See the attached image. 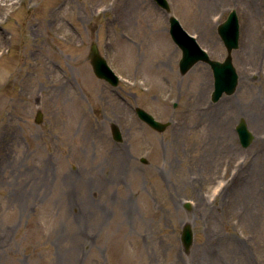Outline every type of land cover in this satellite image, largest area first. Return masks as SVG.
<instances>
[{"label":"rangeland","instance_id":"374dc122","mask_svg":"<svg viewBox=\"0 0 264 264\" xmlns=\"http://www.w3.org/2000/svg\"><path fill=\"white\" fill-rule=\"evenodd\" d=\"M169 1L217 59L227 54L218 25L237 11L235 92L212 101L207 62L180 72L154 0H0V264H264V19L244 44V0ZM95 41L116 86L92 69ZM136 106L170 126L155 130Z\"/></svg>","mask_w":264,"mask_h":264},{"label":"water","instance_id":"95a60500","mask_svg":"<svg viewBox=\"0 0 264 264\" xmlns=\"http://www.w3.org/2000/svg\"><path fill=\"white\" fill-rule=\"evenodd\" d=\"M156 1L167 10H170L168 0ZM170 22L171 35L182 49V57L179 62L180 71L184 74L198 61H206L211 65L214 74L215 88L212 99L215 101L218 100L224 92L233 93L237 87L239 77L232 60V50L239 46V19L236 10H232L227 20L222 22L218 28L227 48V56L222 61L210 58L208 53L197 43L195 37L190 35L182 27L179 20L174 15H171ZM90 56L96 74L99 77L106 78L113 84H117L118 77L116 73L108 64L107 59L100 53L96 43H93L91 46ZM136 111L140 118L159 131H164L170 124V121L162 122L157 120L153 114L142 107H137ZM38 119H40V117H38ZM237 131L242 144L248 146L254 138V135L249 130L245 119L242 118L240 120L237 125ZM112 132L116 140H122V133L117 124H113ZM142 160L145 162L147 161L146 158H142ZM182 241L187 248L193 242V231L190 224H186L183 228Z\"/></svg>","mask_w":264,"mask_h":264},{"label":"bare ground","instance_id":"6f19581e","mask_svg":"<svg viewBox=\"0 0 264 264\" xmlns=\"http://www.w3.org/2000/svg\"><path fill=\"white\" fill-rule=\"evenodd\" d=\"M246 2V6L244 9H242L243 11V16L246 18L245 19V23H244V32H243V43L245 44L247 41H248V37H249V33H250V24L251 23H261L262 20L264 19V7H263V2L262 0H244ZM210 24L212 25L213 24V20L210 21ZM261 52V49L260 51L259 50H255V52ZM173 51L172 50H168V51H163L161 52L162 55L160 56H157L158 59H161L162 57L164 56H168L170 57L172 55ZM255 57V56H254ZM249 83V80L245 79L244 80V86L247 85ZM201 86L202 88L204 89H208L209 86H210V82L208 81V79L206 78L204 80V82L201 83ZM77 103H78V115L80 114V116H83V117H88V113L87 111L84 109V106L82 104L79 103V100H77ZM88 126L96 131L99 130V127L97 125V121L93 120L91 117H89L88 119ZM261 141V140H259ZM247 163V164H253L252 161H244V163ZM258 170L259 172H263V169L260 167H258ZM224 184V183H223ZM261 183H259V186H260ZM222 186V184H220ZM232 183L230 182H227L226 186L223 187L222 191L219 192V189H216L215 190V198L216 197H219L221 195V193L224 192V190L228 187V186H231ZM249 186V184H247L245 187H244V190ZM243 187L241 188V191H240V194L241 192H243L244 190H242ZM259 189V187H258ZM241 196V195H240ZM214 198V199H215ZM232 201H235V200H232ZM231 202V201H230ZM232 203V202H231Z\"/></svg>","mask_w":264,"mask_h":264}]
</instances>
